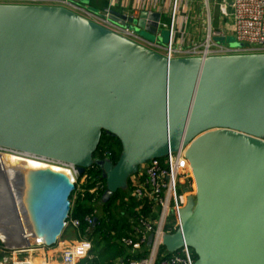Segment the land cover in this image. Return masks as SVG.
Segmentation results:
<instances>
[{
    "label": "water",
    "instance_id": "95a60500",
    "mask_svg": "<svg viewBox=\"0 0 264 264\" xmlns=\"http://www.w3.org/2000/svg\"><path fill=\"white\" fill-rule=\"evenodd\" d=\"M116 17L158 35L159 14ZM103 134L121 143L115 164L94 160ZM0 147L80 175L96 165L105 201L149 161L185 149L196 194L163 245L186 244L196 264H264V54L168 59L62 7L0 5ZM10 174L0 171V187L20 190L30 237L17 247L56 246L71 176L50 167Z\"/></svg>",
    "mask_w": 264,
    "mask_h": 264
},
{
    "label": "built area",
    "instance_id": "2783aa9c",
    "mask_svg": "<svg viewBox=\"0 0 264 264\" xmlns=\"http://www.w3.org/2000/svg\"><path fill=\"white\" fill-rule=\"evenodd\" d=\"M201 1L205 11L203 20L206 25L205 37L188 46L176 44L174 25L179 0H172L169 37L163 47L157 44L158 42L141 38L129 29L115 26L108 19L111 16L109 8L102 13L94 14L71 0H0V5L62 7L155 52L159 53L158 50L162 49L161 55L168 59L205 60L210 57L264 54V0H213V6L218 9L221 23L224 25L223 29L214 26L212 0ZM217 37L225 40L233 37L238 46L230 49L228 45L216 42ZM185 151L180 148L162 159L146 163L138 174L131 177L128 191L110 207L109 211L103 210L108 201L104 200L107 186L100 179L102 174L90 173L91 170L100 171L96 165H92L80 175L74 165L33 156V160L39 164L54 166L68 173L75 186L70 198L71 211L67 226L75 230L77 241L64 248L61 261L54 264H93L91 261L96 258L92 253L95 238L91 233L97 230L101 220L107 222L105 229L112 242L123 250L121 257L105 264H196V255L186 244L175 252L168 251L163 245L165 236L173 235L182 229L180 213L188 199L195 197L196 194L191 169L185 160ZM2 154L21 155V152L0 147V155ZM97 157L94 160L112 162L114 154L108 149H103ZM78 203L90 206V212L84 218L87 224L84 232L79 229L80 221L71 216ZM114 206L123 208L117 220L119 223L117 230L121 234L117 238V231L111 229L113 222L110 219L115 214ZM32 263L33 261L25 260L17 262Z\"/></svg>",
    "mask_w": 264,
    "mask_h": 264
},
{
    "label": "crops",
    "instance_id": "0c3cea01",
    "mask_svg": "<svg viewBox=\"0 0 264 264\" xmlns=\"http://www.w3.org/2000/svg\"><path fill=\"white\" fill-rule=\"evenodd\" d=\"M73 2L81 5L84 9L94 14L102 13L108 8L111 10V14L115 13L119 16L121 15L125 17L139 16V13L143 11L159 14L161 17L160 27L155 43L158 42L157 44H161L160 46L163 47L168 41L171 25L170 15L173 6L172 0H76ZM211 2L213 3V0ZM116 18L118 24H113L124 29V27L121 25L122 23H120V18ZM204 18L205 11L201 0H179L174 25V39L176 44L188 46L192 42L202 40L206 34V25L203 23ZM218 18L221 19L218 15L217 19L213 17V20L215 19L216 21H219ZM214 26H216L218 29L224 28L221 22H216ZM146 27L151 28L147 24ZM158 51L160 54H162V49ZM37 257L31 256L25 258L24 260L33 261V263L36 264L35 260ZM43 258L45 263L42 264H48L46 261L47 256L45 254L43 255ZM12 260L13 263L11 264H17V262H20L16 256H14ZM3 261L4 262L1 260V263H7L6 260Z\"/></svg>",
    "mask_w": 264,
    "mask_h": 264
},
{
    "label": "rangeland",
    "instance_id": "374dc122",
    "mask_svg": "<svg viewBox=\"0 0 264 264\" xmlns=\"http://www.w3.org/2000/svg\"><path fill=\"white\" fill-rule=\"evenodd\" d=\"M214 8L215 7L213 6V3L211 2L212 15L215 19H217V16L219 15L218 9L215 8V10H214ZM215 19H214V25L216 22L217 23L221 22V19L218 18L219 21H216ZM223 27H224V25H223ZM135 33L138 36L145 37L144 39L147 41L155 42L157 40L156 36L151 39L148 37L147 34H145L143 32L135 31ZM140 33L142 35H139ZM215 41L218 43H223L225 45H228V47L230 49H234L238 46V42L233 37H229L227 40H225V38L217 37V38H215ZM8 155H12V156L15 155L16 156V154H8ZM21 158H24V157H21ZM24 159H27V158H24ZM127 191H128V189H125L122 192L126 193ZM0 199H1V203H2V206L0 207V225H2V226L10 225L11 229L16 232L15 219H14L12 213L10 212L11 211V203H12L11 201L15 199L14 187L12 186V188H11L9 185V188H7V187H4L2 185V187H0ZM113 209H114V213H115L113 215V221L115 222L118 220L119 212L122 211L123 208H122V206H114ZM76 241H77L76 232L69 225L64 230L62 236L60 237V239L58 241V244L54 247H51V248L35 246L32 248H24L23 249V248H19V247H12L0 239V263H1V260H2V262H4L3 260H6V262H7L6 264H11V263H13L12 259L14 258V256H16L19 261H24L25 258H28L31 256L37 257L39 255L36 258L35 263L36 264L37 263L42 264V263H45L44 258H43V255L45 254L47 256L46 261L48 262V264L52 263V262H53L52 264H54L56 262L61 261L62 250L64 248L71 246L73 243H76ZM101 246H100V248H101Z\"/></svg>",
    "mask_w": 264,
    "mask_h": 264
},
{
    "label": "trees",
    "instance_id": "16d2710c",
    "mask_svg": "<svg viewBox=\"0 0 264 264\" xmlns=\"http://www.w3.org/2000/svg\"><path fill=\"white\" fill-rule=\"evenodd\" d=\"M103 149H108L114 154V158L112 162L113 164H115L121 155V151H122L121 143L117 139L108 136L106 134H103L100 141V145L94 154V158H98L97 156L100 155V152ZM90 173L100 175V171L95 172L94 170H91ZM100 179L106 185L105 180L102 179L101 176ZM123 195L124 193L122 191H119L106 203L105 206H103V210L109 211L110 207L113 204H115L117 200L120 199L121 196ZM89 212H90V206L87 205L86 203L84 204L78 203V205H76L72 211L71 216L77 218L80 221L79 229L82 232H84L87 228V224L84 222V218ZM110 219L111 222H113L111 224V229H113V231H117L116 238L120 237L121 234L117 230V226L119 223L117 221L114 222L113 218ZM106 224L107 222H105V220H101L100 224L97 226V230H94L93 233H91L93 238H95L92 253L94 256H96V258L94 259V261H91V263L93 264H105L107 262L114 260L115 258L121 257V255L123 254V250L119 248V245H117L115 242H112L111 237H109L110 235L108 234L107 229H105Z\"/></svg>",
    "mask_w": 264,
    "mask_h": 264
},
{
    "label": "bare ground",
    "instance_id": "6f19581e",
    "mask_svg": "<svg viewBox=\"0 0 264 264\" xmlns=\"http://www.w3.org/2000/svg\"><path fill=\"white\" fill-rule=\"evenodd\" d=\"M27 159H24V158ZM33 156L21 153V155L17 154L16 156L2 154L0 155V171L8 177L7 174L12 173L13 169H20V170H28V169H44L50 167L54 171H61L54 166H46L43 164H39L38 162L33 160ZM63 171V170H62ZM12 174H10L9 178L11 179ZM14 184L13 187H15ZM14 209L13 216L15 218V225H16V232L11 229L10 225L2 226L0 225V239L3 240L5 243L9 244L12 247H17L21 245H25V238H30L29 235H26L28 227L24 218V210L21 203L20 198V190H14ZM25 234V235H24Z\"/></svg>",
    "mask_w": 264,
    "mask_h": 264
}]
</instances>
